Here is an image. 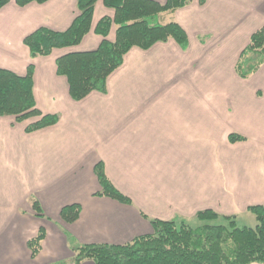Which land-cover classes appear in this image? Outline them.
Here are the masks:
<instances>
[{
	"label": "crops",
	"instance_id": "obj_1",
	"mask_svg": "<svg viewBox=\"0 0 264 264\" xmlns=\"http://www.w3.org/2000/svg\"><path fill=\"white\" fill-rule=\"evenodd\" d=\"M16 1L0 11V68L25 77L33 66L37 108L60 120L27 133L29 121L0 116V264H75L78 246L151 236L152 220L264 206V63L247 79L237 72L251 36L264 27V0H193L170 15L187 34L186 48L171 40L132 49L106 92L80 102L57 60L97 50L96 27L114 11L99 2L79 46L32 59L25 39L41 28L67 31L77 0ZM233 134L246 141L231 143ZM100 163L131 204L98 196ZM73 205L81 213L69 224L61 213ZM41 230L33 257L30 242Z\"/></svg>",
	"mask_w": 264,
	"mask_h": 264
},
{
	"label": "trees",
	"instance_id": "obj_2",
	"mask_svg": "<svg viewBox=\"0 0 264 264\" xmlns=\"http://www.w3.org/2000/svg\"><path fill=\"white\" fill-rule=\"evenodd\" d=\"M50 0H17L26 7L32 3L45 4ZM11 0H0V11ZM102 2L114 11L113 17H104L96 27L102 37L99 48L92 52L70 53L57 60L60 76L69 82L70 94L80 102L94 92H106L108 78L124 63L126 55L134 48L147 51L159 43L171 40L186 48L188 38L182 27L164 23L166 15L188 7L193 0H168L160 4L153 0H77L78 14L72 26L64 32L41 28L28 36L24 43L32 59L48 57L55 50L79 46L91 32L96 6ZM204 4V0H201ZM115 31V39H109ZM264 63V27L255 32L237 66L238 74L247 79ZM34 67L30 66L25 77L0 68V116H13L18 122L37 119L29 125L27 133H33L58 124L57 115H44L36 105L34 95ZM245 140L231 135V143ZM102 191L100 197H108L122 204L131 200L121 194L108 179L105 165L95 168ZM34 209L41 212L34 200ZM255 215V228L238 227L237 216H223L211 210L199 212L196 218L202 222L224 219L228 225H204L194 229L187 220H152L154 234L139 237L125 245H80L73 250L75 264L92 261L94 264H264V206L248 209ZM81 213L79 205L65 207L61 218L74 223ZM45 232L30 242L33 257L39 253Z\"/></svg>",
	"mask_w": 264,
	"mask_h": 264
},
{
	"label": "rangeland",
	"instance_id": "obj_3",
	"mask_svg": "<svg viewBox=\"0 0 264 264\" xmlns=\"http://www.w3.org/2000/svg\"><path fill=\"white\" fill-rule=\"evenodd\" d=\"M163 21L166 24L170 23L171 21H173V16L166 15L164 17ZM27 121H29V125H31L32 123H35L37 121V119H30ZM245 141H246V139L243 141H240V142H245ZM235 216H237L236 223H237L238 227L255 228L258 225L255 215L252 214L250 211L238 212V214H236ZM187 222L194 229H201L204 225H207V224H210V225H228V222L225 221L224 219H219L218 221H215V222H202V221H199L197 218H195L193 220H188Z\"/></svg>",
	"mask_w": 264,
	"mask_h": 264
}]
</instances>
